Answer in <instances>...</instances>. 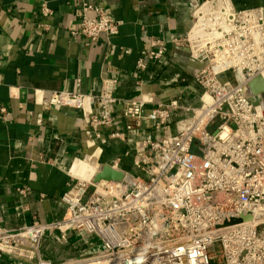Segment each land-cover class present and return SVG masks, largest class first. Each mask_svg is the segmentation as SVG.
Wrapping results in <instances>:
<instances>
[{"label": "built area", "instance_id": "1", "mask_svg": "<svg viewBox=\"0 0 264 264\" xmlns=\"http://www.w3.org/2000/svg\"><path fill=\"white\" fill-rule=\"evenodd\" d=\"M41 13L53 11L43 3ZM78 15L75 35L89 44H110L120 32L101 7L82 2ZM172 44L202 64L198 107L153 95L121 101L116 79L105 80L96 95L52 93L45 108L82 111L96 140L104 130L109 141L139 138L135 171L122 170L116 158L107 165L125 173L123 183L73 181L62 196L61 221L0 226V260L42 263L45 239L60 234L65 244L73 232L95 237L102 248L67 264H213L218 257L223 264H264V94L262 105L249 95L257 78L264 82V8L207 0L188 35ZM167 51L164 40L151 38L137 69L146 71ZM0 115L8 110L1 107Z\"/></svg>", "mask_w": 264, "mask_h": 264}, {"label": "crops", "instance_id": "2", "mask_svg": "<svg viewBox=\"0 0 264 264\" xmlns=\"http://www.w3.org/2000/svg\"><path fill=\"white\" fill-rule=\"evenodd\" d=\"M205 1L0 0V108L8 110L6 117L0 115V226L18 229L61 221L69 184L92 181L96 168L116 158L122 160V170L135 171L139 138L127 134L129 140L109 141L110 131L104 130V139L96 140L82 111L45 108L52 93L96 95L105 80L116 79L115 96L121 101L153 95L200 105L202 89L195 77L202 64L187 47L175 49L172 41L188 35L194 12ZM227 1L236 10L264 8V0ZM82 2L105 9L121 24L110 44H89L75 35ZM43 3L53 11L50 17L42 15ZM151 38L164 40L168 51L140 72L137 64ZM59 238L45 239L42 263L5 256L0 264H67L102 248L92 236L70 232L65 244Z\"/></svg>", "mask_w": 264, "mask_h": 264}, {"label": "water", "instance_id": "3", "mask_svg": "<svg viewBox=\"0 0 264 264\" xmlns=\"http://www.w3.org/2000/svg\"><path fill=\"white\" fill-rule=\"evenodd\" d=\"M251 101L256 105H262V95L264 94V82L261 78H257L251 84ZM126 175L123 171H117L113 169L110 165H102L99 171L92 179V184L97 185L101 181L123 183Z\"/></svg>", "mask_w": 264, "mask_h": 264}, {"label": "rangeland", "instance_id": "4", "mask_svg": "<svg viewBox=\"0 0 264 264\" xmlns=\"http://www.w3.org/2000/svg\"><path fill=\"white\" fill-rule=\"evenodd\" d=\"M226 77V76H225ZM228 77H229V75H228ZM227 78V77H226ZM195 153H197V152H195ZM88 181V180H87ZM213 264H223V261H222V259L221 258H216L215 260H214V262H213Z\"/></svg>", "mask_w": 264, "mask_h": 264}, {"label": "bare ground", "instance_id": "5", "mask_svg": "<svg viewBox=\"0 0 264 264\" xmlns=\"http://www.w3.org/2000/svg\"><path fill=\"white\" fill-rule=\"evenodd\" d=\"M89 159H91V158H89ZM91 161H94L93 159H91ZM94 163V167H96V164H95V162H93ZM97 169V168H96ZM95 176V175H94Z\"/></svg>", "mask_w": 264, "mask_h": 264}]
</instances>
